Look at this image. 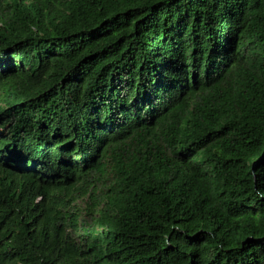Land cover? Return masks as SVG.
Returning <instances> with one entry per match:
<instances>
[{
	"label": "trees",
	"instance_id": "1",
	"mask_svg": "<svg viewBox=\"0 0 264 264\" xmlns=\"http://www.w3.org/2000/svg\"><path fill=\"white\" fill-rule=\"evenodd\" d=\"M0 264H264V0H0Z\"/></svg>",
	"mask_w": 264,
	"mask_h": 264
},
{
	"label": "rangeland",
	"instance_id": "2",
	"mask_svg": "<svg viewBox=\"0 0 264 264\" xmlns=\"http://www.w3.org/2000/svg\"><path fill=\"white\" fill-rule=\"evenodd\" d=\"M8 127V126H7Z\"/></svg>",
	"mask_w": 264,
	"mask_h": 264
}]
</instances>
